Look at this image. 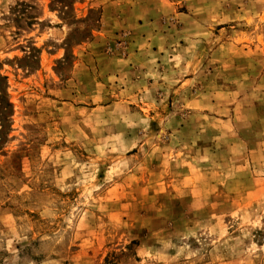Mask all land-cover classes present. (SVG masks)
<instances>
[{"label": "rangeland", "instance_id": "374dc122", "mask_svg": "<svg viewBox=\"0 0 264 264\" xmlns=\"http://www.w3.org/2000/svg\"><path fill=\"white\" fill-rule=\"evenodd\" d=\"M0 76V264H264V0H0Z\"/></svg>", "mask_w": 264, "mask_h": 264}, {"label": "trees", "instance_id": "16d2710c", "mask_svg": "<svg viewBox=\"0 0 264 264\" xmlns=\"http://www.w3.org/2000/svg\"><path fill=\"white\" fill-rule=\"evenodd\" d=\"M0 79H3V80H4L5 78L0 76ZM6 97H7V95H6L5 90L1 91V97H0V98H6ZM6 106H7L8 108L11 107L10 104L8 103V101H6Z\"/></svg>", "mask_w": 264, "mask_h": 264}]
</instances>
